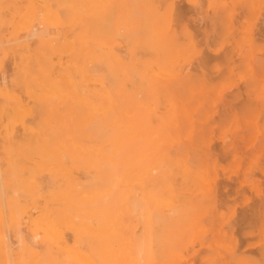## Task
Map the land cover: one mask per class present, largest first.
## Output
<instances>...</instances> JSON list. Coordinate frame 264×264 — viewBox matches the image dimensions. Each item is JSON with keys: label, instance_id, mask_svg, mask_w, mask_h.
<instances>
[{"label": "bare ground", "instance_id": "obj_1", "mask_svg": "<svg viewBox=\"0 0 264 264\" xmlns=\"http://www.w3.org/2000/svg\"><path fill=\"white\" fill-rule=\"evenodd\" d=\"M37 1L0 0V37ZM53 1L42 20L64 37L0 53V264H181L212 204L200 163L223 89L180 72L199 52L172 0Z\"/></svg>", "mask_w": 264, "mask_h": 264}, {"label": "rangeland", "instance_id": "obj_2", "mask_svg": "<svg viewBox=\"0 0 264 264\" xmlns=\"http://www.w3.org/2000/svg\"><path fill=\"white\" fill-rule=\"evenodd\" d=\"M41 1L43 4L36 3L37 13L46 10L45 2L54 6L53 0ZM172 2L179 20L175 19L173 25L186 26L199 52L188 64L182 63L180 72L194 77L204 75L206 81L221 88L219 93L223 89L211 107L208 124L205 123L214 133L210 135L209 147L205 148L208 153L202 149L206 160L200 163L206 171L201 177H206L203 182L208 183L204 182L212 204L206 213L201 212L203 215L196 227L198 235L188 245V252L184 251L181 264H203L205 261L209 263L204 264H264V209L261 208L264 207V0ZM44 11L42 15L49 13ZM54 13L51 14L54 16ZM42 15H36L39 18L32 20L33 24L27 26L29 29L20 27L21 31L16 26L14 32L19 18L17 15L7 18L9 23L2 28L5 30L0 37V53L1 49L16 44L34 47L40 35L64 37L61 26L50 25L56 21L52 19L51 22V18ZM43 17L51 23L45 25ZM8 53L4 55L9 56ZM7 55L4 58L0 54V67L3 65L0 84L12 73V59ZM203 61L209 64L205 68ZM216 127H223L224 144L217 138ZM198 197L202 199L201 195ZM22 235L26 232L22 231ZM10 240L15 242L14 238ZM11 244L14 249L15 243Z\"/></svg>", "mask_w": 264, "mask_h": 264}]
</instances>
